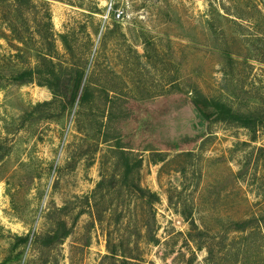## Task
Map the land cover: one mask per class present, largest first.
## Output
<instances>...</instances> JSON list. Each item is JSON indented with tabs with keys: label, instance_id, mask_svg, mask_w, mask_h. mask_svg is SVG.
<instances>
[{
	"label": "rangeland",
	"instance_id": "rangeland-1",
	"mask_svg": "<svg viewBox=\"0 0 264 264\" xmlns=\"http://www.w3.org/2000/svg\"><path fill=\"white\" fill-rule=\"evenodd\" d=\"M7 1L0 264H264V0ZM41 35L68 79L85 69L86 102L12 80ZM199 95L252 128L205 119Z\"/></svg>",
	"mask_w": 264,
	"mask_h": 264
},
{
	"label": "trees",
	"instance_id": "trees-1",
	"mask_svg": "<svg viewBox=\"0 0 264 264\" xmlns=\"http://www.w3.org/2000/svg\"><path fill=\"white\" fill-rule=\"evenodd\" d=\"M7 2L11 5V7L14 6L12 5L13 3H24L27 6H34V0H13L12 2ZM116 8L118 7L116 6ZM40 37L41 41L38 44V49L36 50V67L30 68L19 73L16 76H13L12 80L20 84L37 83L38 86L47 88L51 92L53 99L51 102L46 103V106H52L58 102H62L63 98H65L62 90H67V87L69 86H71L70 93L69 91L66 92V96L67 93L70 94L66 98L68 104H75L77 100L80 103L86 102L89 88L87 86L84 87L83 85L85 78V69L75 66L66 67V70L68 68H72V71L76 69V73L72 75L73 79H68L66 77V74L64 73L65 71L63 70L62 64L55 62V44H51V41H49L48 38L43 37V35H41ZM80 93L83 94L80 95ZM199 97L202 99L203 103H198L197 101H195L194 104L205 119L216 122L221 121L235 123L245 128H252L251 119L249 117L233 112L231 108L227 107L219 101H216L214 99H206L202 95H199ZM122 156L127 157V159L125 158V171L121 176L124 179V182H127L133 175V168L131 161L128 160V155H126V153L124 152ZM130 189L131 188L128 189L129 192ZM134 194L141 195L139 197H142V194H145V191L141 186L136 185L134 187ZM88 204H90V201L88 202ZM113 243V240L111 241V237H109L107 248L109 249V252L111 251V258H118L117 253L121 252L122 249L120 248V246L122 245L117 247ZM112 246L115 247L113 250L110 249L112 248ZM121 254V258H123L125 262L132 264H135L137 262L135 258L131 257V255H129V257L127 253Z\"/></svg>",
	"mask_w": 264,
	"mask_h": 264
},
{
	"label": "built area",
	"instance_id": "built-area-1",
	"mask_svg": "<svg viewBox=\"0 0 264 264\" xmlns=\"http://www.w3.org/2000/svg\"><path fill=\"white\" fill-rule=\"evenodd\" d=\"M112 11V5H110L109 6V10H108V12L110 13ZM118 18H120L121 17V15L120 14H118V16H117Z\"/></svg>",
	"mask_w": 264,
	"mask_h": 264
}]
</instances>
